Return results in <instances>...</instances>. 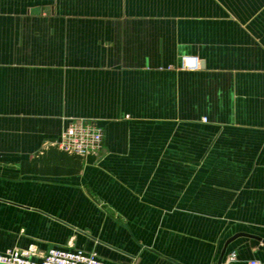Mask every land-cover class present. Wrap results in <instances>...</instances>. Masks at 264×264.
Returning <instances> with one entry per match:
<instances>
[{
	"label": "crops",
	"instance_id": "0c3cea01",
	"mask_svg": "<svg viewBox=\"0 0 264 264\" xmlns=\"http://www.w3.org/2000/svg\"><path fill=\"white\" fill-rule=\"evenodd\" d=\"M75 119L99 152L59 147ZM238 234L264 240V0H0V253L217 264Z\"/></svg>",
	"mask_w": 264,
	"mask_h": 264
},
{
	"label": "built area",
	"instance_id": "2783aa9c",
	"mask_svg": "<svg viewBox=\"0 0 264 264\" xmlns=\"http://www.w3.org/2000/svg\"><path fill=\"white\" fill-rule=\"evenodd\" d=\"M191 60L190 64L188 61ZM186 67L198 69V58H184ZM104 131L93 121L73 120L62 132L59 147L78 156H88L99 152L103 147ZM235 257V255H233ZM0 264H104L96 253L83 249L52 248L46 252L31 245L25 249H10L0 253ZM248 264H264L253 259Z\"/></svg>",
	"mask_w": 264,
	"mask_h": 264
},
{
	"label": "water",
	"instance_id": "95a60500",
	"mask_svg": "<svg viewBox=\"0 0 264 264\" xmlns=\"http://www.w3.org/2000/svg\"><path fill=\"white\" fill-rule=\"evenodd\" d=\"M242 236L252 237V238H254V239H256V240H258V241H260V242H262L264 244V240L261 237H259V236H252V235H249V234H238L237 236H235L232 239L227 241V243L225 244V246H224V248H223V250H222V252L220 254V257H219V260H218L217 264H222L223 263V258H224L225 254H226V250H227V247H228L229 243L231 241L235 240L236 238L242 237Z\"/></svg>",
	"mask_w": 264,
	"mask_h": 264
},
{
	"label": "bare ground",
	"instance_id": "6f19581e",
	"mask_svg": "<svg viewBox=\"0 0 264 264\" xmlns=\"http://www.w3.org/2000/svg\"><path fill=\"white\" fill-rule=\"evenodd\" d=\"M188 62H189L190 64L192 63V61H191V60H189Z\"/></svg>",
	"mask_w": 264,
	"mask_h": 264
}]
</instances>
